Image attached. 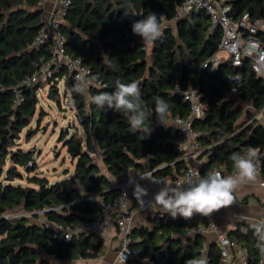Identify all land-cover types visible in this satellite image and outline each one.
I'll return each instance as SVG.
<instances>
[{
    "label": "trees",
    "instance_id": "obj_1",
    "mask_svg": "<svg viewBox=\"0 0 264 264\" xmlns=\"http://www.w3.org/2000/svg\"><path fill=\"white\" fill-rule=\"evenodd\" d=\"M183 1L70 0L60 23L67 51L81 56L92 75L106 83L93 94L114 91L117 79L125 83L139 80L142 100L150 111H154L155 97L168 102L167 118L189 117V103L171 90L176 84L182 88L193 86L202 106L201 116L192 121L201 149L197 158L201 172L206 174L212 167L231 171L234 167L230 155L254 147L260 150L264 173V124L255 118L240 120L243 113L249 114L247 107L264 111V78L251 69L248 58L237 66L229 59L216 64L209 61L218 50L220 28L211 24L204 10L178 17L172 25L170 20ZM223 1L230 5L232 18L247 13L251 21L264 24V0ZM150 12L158 16L164 13L167 22H161L162 37L148 45L132 33L131 25ZM42 23L41 0H0V264H75L79 259L97 256L102 251L100 240L93 241L86 233L62 238L53 225H76L93 215L99 207L98 196L105 202L113 198L111 177L120 181L125 175L143 173L144 162L153 174L171 180L178 178L183 169L171 143L179 132L170 124L153 125L154 112L144 125L152 130L144 137L143 132L132 133L123 113L95 105L87 112L84 99L74 92L86 136L82 141L76 131L69 134L60 130V140L75 159L69 177L72 184L65 180L50 182L46 176L32 173L34 153L19 147L18 139L23 130L26 135L31 131L28 126L37 110V87L16 86L46 54L30 47ZM255 37L264 46V26ZM236 74L241 81L232 89L226 79ZM66 84L74 85L69 76ZM15 89L23 96L19 103L13 101ZM51 89L57 100L56 86ZM44 115L39 108L36 122ZM91 137L108 175L101 173L97 161L86 153ZM7 160L11 165L5 167ZM16 178H24L27 183L14 181ZM259 204L264 206V202ZM16 212L29 215L14 216ZM149 221L150 227L130 232L131 246L141 248V257L147 258L144 264H184L202 254L203 235L187 236L185 232L204 223L203 216L173 219L159 210L149 216ZM242 226L247 227L246 233L241 231ZM228 233L247 247L248 264H258L261 254L250 223L239 221ZM206 257L208 264L218 263L215 243L208 245Z\"/></svg>",
    "mask_w": 264,
    "mask_h": 264
},
{
    "label": "built area",
    "instance_id": "obj_2",
    "mask_svg": "<svg viewBox=\"0 0 264 264\" xmlns=\"http://www.w3.org/2000/svg\"><path fill=\"white\" fill-rule=\"evenodd\" d=\"M69 3L70 0H56L50 16L43 20L30 47L42 49L46 51V54L39 58L38 62L34 65L33 71L25 76L16 87H39L45 82L50 89L52 85L56 86V80L59 79L62 72L64 70L67 71V76L63 82L64 107L80 121L76 95L84 99V107L87 112H90L91 105L84 96L69 92V89L72 87L66 84L68 76L72 79V84H74L76 77L81 74V70H86L90 79L93 77L95 78L91 79L92 86L89 88L92 94L95 89L104 88L106 83L92 75L90 66L83 61L81 56L72 55L67 51L66 40L61 31L60 23L64 19ZM199 10H204L209 16L211 24L213 26H218L221 31L218 50L211 55L209 61L216 64L224 59H229L233 65L237 66L241 64L244 58H248L251 69L257 75L264 78V46L255 37L258 29L263 28V22L259 20L251 21L247 13H244L238 19L232 18L228 13L230 5L226 4L223 0H184L182 4L178 6L176 15L170 21L174 23L178 17L186 15L191 11ZM159 16H162L161 22H167L164 13H161ZM221 50L226 52V56L218 55V52ZM226 81L229 86L234 89L241 81V77L238 74L228 76ZM97 85H99V87H97ZM171 92L181 94L183 99L187 101L190 106L189 117L183 118L175 116L164 118L167 124H170L180 134L177 137H173L171 143L183 162L182 174L178 178L171 180L167 176L156 175L153 174L151 170H145L143 173L134 177H127L122 181L112 182L111 186L115 188L113 198L107 202H99L98 209L90 218L76 225H53V228L62 238H70L74 233H90L91 235H95L100 230L114 224L120 233V243L116 251L117 260L121 264H141V248L131 246L133 243V238L130 235L132 220L136 210L150 208L145 202L151 201L161 186L159 183L155 182L169 180L173 184H180L191 174L198 172L200 176H205L213 170L221 171L222 175H224L223 170L218 167H212L206 174H203L199 167L197 158L201 149L196 141L197 131L192 126L193 119L200 117L202 113L200 97L196 88L191 85L182 88L180 85L176 84ZM22 100L23 96L20 90L15 89L13 101L19 103ZM152 124H161L158 122L156 115L152 116ZM91 138V145L86 147V153L94 160H97L100 154L97 150L94 138ZM262 166L263 163L260 158L258 174L261 175V184L264 185ZM146 175L150 177L152 182L142 178ZM136 183H139L144 188L151 185L155 189V192L148 191V195L143 198V201H138L137 197L133 195ZM21 214L29 215V213L25 212H16L13 215L19 216ZM203 219L204 223L187 228L186 233L188 235L214 233L219 251V261L217 264H234L235 262L239 264H248L249 254L247 247L241 244L234 234L221 231L214 214L208 217L203 216ZM241 231L246 233L247 227L242 226ZM207 247L208 245L206 243L202 244V255L206 256ZM258 264H264V255H260Z\"/></svg>",
    "mask_w": 264,
    "mask_h": 264
},
{
    "label": "clouds",
    "instance_id": "obj_3",
    "mask_svg": "<svg viewBox=\"0 0 264 264\" xmlns=\"http://www.w3.org/2000/svg\"><path fill=\"white\" fill-rule=\"evenodd\" d=\"M125 15L128 14L125 13ZM161 19L162 16L150 12L143 19L134 21L131 31L134 35L139 36L145 44H154L163 35ZM91 79L86 70L82 69L69 92L84 96L90 105H95L100 109L106 108L123 113L132 133L143 132L144 137L149 135L152 129L144 127V125L146 121H149L153 112L156 114L158 122L167 126L164 118L169 112L168 102L162 97H155L154 111H150L142 100L141 81L133 80L125 83L117 79L114 91H101L92 94L89 91L92 86ZM229 159L235 169L234 174L231 175H222L221 171L213 170L205 176H200L198 172L191 174L180 184H173L169 180L155 182L161 186L152 200L145 202L146 205L151 208L154 202L173 219L181 217L184 220H189L197 214L208 217L221 208L232 205L235 202L234 194L237 190L256 180L259 171L260 150L248 147L233 152ZM142 178L151 181L147 175ZM133 195L137 197L138 201H143V198L148 195V191L136 183ZM250 228L256 239V248L261 255H264V217L250 222ZM184 264H208V260L205 255H200L185 260Z\"/></svg>",
    "mask_w": 264,
    "mask_h": 264
},
{
    "label": "rangeland",
    "instance_id": "obj_4",
    "mask_svg": "<svg viewBox=\"0 0 264 264\" xmlns=\"http://www.w3.org/2000/svg\"><path fill=\"white\" fill-rule=\"evenodd\" d=\"M172 25H174L172 23ZM218 55H225L226 52L219 51ZM67 76V71H63L59 79L56 80V99L51 100L47 96L48 86L47 83H43L41 86L35 89V94L38 99L36 105L37 110L33 118L29 123L30 133L26 135L23 130L18 139V145L22 149H32L35 158V169L32 173H38L44 175L50 182L59 183L61 180H65L68 185H71L69 177L74 170L73 159L66 151V146L63 144V140H60V130L63 128L65 132L69 134L76 131L77 136L84 141L86 136L83 125L79 119H76L67 109L64 107V79ZM244 105V104H243ZM245 106V105H244ZM246 107V106H245ZM42 108L45 111V115L41 120L37 121L38 109ZM248 113H243L240 120H252L256 119V113L252 108L247 107ZM264 112V111H262ZM68 124H70L68 126ZM67 137L69 135H66ZM101 157L97 159L100 161ZM11 165L10 160H7L5 167ZM19 170L23 171L21 167ZM26 184V180L14 179ZM76 188H80L77 183ZM150 226V224L148 225Z\"/></svg>",
    "mask_w": 264,
    "mask_h": 264
},
{
    "label": "crops",
    "instance_id": "obj_5",
    "mask_svg": "<svg viewBox=\"0 0 264 264\" xmlns=\"http://www.w3.org/2000/svg\"><path fill=\"white\" fill-rule=\"evenodd\" d=\"M55 2L56 0H42L41 8L43 20L50 16ZM262 111L263 110L258 111L255 117L257 118V122L264 124V112ZM97 163L100 168V172L108 175L102 160L100 159ZM223 174H234V169L231 171L223 169ZM127 177L130 176L125 175L120 181ZM111 180L114 182L117 181V178L111 177ZM79 189L82 191V188ZM146 189L147 191L155 192V189L151 185H148ZM234 195L235 202L232 205L225 206L219 211L213 213L216 217L217 223L219 224L220 230L226 233L234 229L239 221L250 223L257 218L264 217V206L259 204V201L264 202V185L261 184V175L258 174L254 182H249L241 186ZM96 200L98 203L103 201L100 196H98ZM159 210L162 209L154 202L151 208L136 210L133 215L131 231L143 226L150 227L151 223L149 221V216L155 214ZM149 224L150 226H148ZM185 235L190 236L186 232ZM203 237V243H206L207 245L215 243L217 246L214 233H207L203 235ZM92 239L93 241L100 240L102 242V251L95 257L79 259L74 262L75 264H121L116 257V251L120 243V233L114 224L100 230L95 235H92ZM51 261L56 262L52 258ZM145 262H147V258L140 257V263L144 264ZM234 264L239 263L235 262Z\"/></svg>",
    "mask_w": 264,
    "mask_h": 264
},
{
    "label": "water",
    "instance_id": "obj_6",
    "mask_svg": "<svg viewBox=\"0 0 264 264\" xmlns=\"http://www.w3.org/2000/svg\"><path fill=\"white\" fill-rule=\"evenodd\" d=\"M48 98L49 99H51V100H54L55 99V94H54V91H53V89H49L48 90ZM70 124H68V126H69ZM144 168H145V170H149V168H148V165H147V163L146 162H144ZM110 189H112V190H115V188L114 187H112V186H110ZM88 218H90V217H88ZM87 235H90V233L89 234H87Z\"/></svg>",
    "mask_w": 264,
    "mask_h": 264
}]
</instances>
